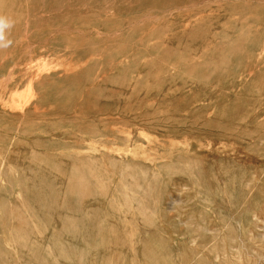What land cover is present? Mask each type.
<instances>
[{"label": "rangeland", "instance_id": "obj_1", "mask_svg": "<svg viewBox=\"0 0 264 264\" xmlns=\"http://www.w3.org/2000/svg\"><path fill=\"white\" fill-rule=\"evenodd\" d=\"M0 15V264H264V0Z\"/></svg>", "mask_w": 264, "mask_h": 264}, {"label": "clouds", "instance_id": "obj_2", "mask_svg": "<svg viewBox=\"0 0 264 264\" xmlns=\"http://www.w3.org/2000/svg\"><path fill=\"white\" fill-rule=\"evenodd\" d=\"M14 24L15 21L12 18L0 15V50L12 47L13 41L9 39V33Z\"/></svg>", "mask_w": 264, "mask_h": 264}, {"label": "bare ground", "instance_id": "obj_3", "mask_svg": "<svg viewBox=\"0 0 264 264\" xmlns=\"http://www.w3.org/2000/svg\"><path fill=\"white\" fill-rule=\"evenodd\" d=\"M237 47H238V46H237ZM45 66H46V65H45ZM49 68H50V67H49ZM50 70H51V69H50ZM36 76H38V75L36 74ZM39 76H41V75H39ZM38 78H39V77H38ZM31 80H32V78L30 79L29 82H31ZM32 81H33V80H32ZM31 83H32V82H31ZM32 84H33V83H32ZM30 85H31V84H30ZM27 86L30 87V86H29V83H28ZM28 89H30V88H28ZM32 89H33V88H32ZM28 91H29V90H28ZM32 91H33V90H32ZM32 93H33V92H32ZM33 94H34V93H33ZM30 95H31V94H30ZM18 96H19V95H18ZM21 96H22V94H21ZM33 96H34V95H33ZM31 100H33L32 97H31ZM23 101H24V100H23ZM14 102H15V101H14ZM20 102H21V100H20ZM29 102H30V101H29ZM26 104H27V103H25V105H26ZM29 104H30V103H29ZM29 104H28V105H29ZM14 105H16V104H14ZM19 105H20V107H21L23 104H22V105L19 104ZM25 105H24V107H22V108H25ZM17 106H18V105H17ZM26 106H27V105H26ZM15 107H16V106H15ZM19 109H20V108H19ZM19 109H18V110H19ZM16 110H17V108L15 109V111H16ZM33 110H34V109H33ZM33 110H32V111H33ZM22 111H24V110L22 109L21 112H22ZM34 113H35V111H34ZM144 157H145V156H144ZM128 160H129V159H128ZM91 176H92V175H91ZM88 178H89V177H88ZM69 184H70V183H69ZM90 184L92 185L93 183L91 182ZM94 185H95V184H94ZM94 185H92V186H94ZM95 187H96V186H95ZM126 187H127V186H126ZM91 188H92V187H91ZM93 188H94V187H93ZM12 210H14V208H13ZM10 214H11V213H10ZM10 214H9V215H10Z\"/></svg>", "mask_w": 264, "mask_h": 264}]
</instances>
